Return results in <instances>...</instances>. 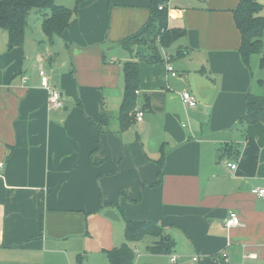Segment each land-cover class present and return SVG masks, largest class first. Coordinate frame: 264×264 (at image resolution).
Returning <instances> with one entry per match:
<instances>
[{
  "label": "crops",
  "instance_id": "1",
  "mask_svg": "<svg viewBox=\"0 0 264 264\" xmlns=\"http://www.w3.org/2000/svg\"><path fill=\"white\" fill-rule=\"evenodd\" d=\"M240 3L165 4L177 79L165 61L138 57L140 46L119 45L150 20L152 0H83L63 36L50 40L39 22L13 48L0 29V264H89L125 243L127 220L174 240L170 254L145 246L164 259L156 264L264 260V198L252 194L264 187V124L244 121L250 102L264 108L263 55L242 59ZM128 62L139 64L144 118L122 131ZM42 71L64 108L49 106ZM185 90L196 109L184 107ZM232 212L241 224L228 229Z\"/></svg>",
  "mask_w": 264,
  "mask_h": 264
},
{
  "label": "trees",
  "instance_id": "2",
  "mask_svg": "<svg viewBox=\"0 0 264 264\" xmlns=\"http://www.w3.org/2000/svg\"><path fill=\"white\" fill-rule=\"evenodd\" d=\"M83 0H76L74 9L56 4L55 0H0V29L9 36V47L20 46L24 42L28 19L36 10L42 18L44 34L53 40L63 36L69 28L73 14ZM170 0H152L150 20L138 33L126 38L119 45L127 50L140 45L148 53L139 54L149 63L164 62L159 48L168 49L179 37V33L168 28V13L165 4ZM163 6V9L159 8ZM235 22L240 31L242 43L240 53L244 63L249 66L253 55L262 53L264 36V6L260 0H241L239 8L234 10ZM162 31H164L162 35ZM260 66L264 69V55ZM125 94L121 106V129H129L135 120L136 91L139 89L140 70L138 62H128L124 66ZM244 121L248 124H264V108L255 103H249ZM125 243L119 248L107 252L110 264H134L135 251L133 245L144 241L148 236L159 238L150 246L154 254H170L174 250V240L164 229L147 221H126Z\"/></svg>",
  "mask_w": 264,
  "mask_h": 264
},
{
  "label": "built area",
  "instance_id": "3",
  "mask_svg": "<svg viewBox=\"0 0 264 264\" xmlns=\"http://www.w3.org/2000/svg\"><path fill=\"white\" fill-rule=\"evenodd\" d=\"M160 10L163 9V6L159 8ZM163 49V48H162ZM164 50V49H163ZM163 60L167 63V70L170 74L171 78H179L178 72L175 70V68L170 64L171 58H168L167 55L163 57ZM26 80V78H24ZM41 86L43 89H45L48 92V103L51 108L55 109H62L64 108V102H63V96L61 92L54 87L51 84L50 77L47 75L45 71L41 72V80H40ZM181 100L184 105V107L187 110H194L198 107V100L196 97L192 94L191 91L185 90L181 93ZM144 118V112L142 111H136L135 112V120L138 122H141ZM0 163V167H1ZM228 167L231 170H235L237 165L236 164H229ZM252 194L259 197L264 198V187H257L252 190ZM240 217L237 213L232 212L229 217L225 220V226L228 229L235 228L237 226H240ZM248 257L250 258H256V254H249ZM196 259V258H195ZM175 260V258L173 259Z\"/></svg>",
  "mask_w": 264,
  "mask_h": 264
},
{
  "label": "rangeland",
  "instance_id": "4",
  "mask_svg": "<svg viewBox=\"0 0 264 264\" xmlns=\"http://www.w3.org/2000/svg\"><path fill=\"white\" fill-rule=\"evenodd\" d=\"M73 1L74 0H57V3L60 4V5H64L65 7H68V8L70 7L71 8V7H73V6H71ZM260 2L264 6V0H260ZM39 22L42 24L41 15H39V13L36 10L32 11L31 14H30V17L28 19V27L26 29V33H27V35H29V38H31L32 36L37 37L38 31L41 29V27L39 25L40 24ZM161 33L163 35L164 31H162ZM262 42L263 43H262V53H261V55H264V53H263L264 52V36H263V41ZM138 46H140V45H138ZM140 47H142V46H140ZM167 50L168 49H164L163 50V49L160 48V52H161L162 56L165 57L167 55L168 58L173 59V55H171V53L169 51L167 52ZM255 58H257V56L253 55L250 58L251 62ZM121 239H122V237H121ZM150 240H152L153 242H157L159 240V238H156V237L154 238L152 236H148V238H146L144 241L139 243V244H142L140 247H138V248H140L139 250H140V254L141 255L140 256L136 255L134 264H156L154 261H156V262L164 261L163 258H159V257H152L151 258L150 257L149 253L145 249L147 247V245L150 243ZM120 246H121V244L118 247H120ZM118 247H116V248H118ZM95 260L99 261L96 264H110L109 259L107 257V254L106 255H102V256L99 255L96 259H91L89 264H95L94 263ZM83 264H88V263L84 262ZM251 264H264V260L258 261L257 263H251Z\"/></svg>",
  "mask_w": 264,
  "mask_h": 264
},
{
  "label": "water",
  "instance_id": "5",
  "mask_svg": "<svg viewBox=\"0 0 264 264\" xmlns=\"http://www.w3.org/2000/svg\"><path fill=\"white\" fill-rule=\"evenodd\" d=\"M137 54H146L148 53L147 50H145L142 47H138L136 50ZM104 216L111 219L112 221H120V217L118 213L115 210L109 209L104 213Z\"/></svg>",
  "mask_w": 264,
  "mask_h": 264
}]
</instances>
